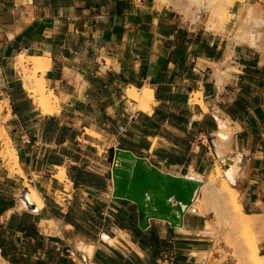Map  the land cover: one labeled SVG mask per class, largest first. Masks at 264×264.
Returning <instances> with one entry per match:
<instances>
[{
    "label": "crops",
    "instance_id": "0c3cea01",
    "mask_svg": "<svg viewBox=\"0 0 264 264\" xmlns=\"http://www.w3.org/2000/svg\"><path fill=\"white\" fill-rule=\"evenodd\" d=\"M21 54L50 60L43 79L55 113L42 114L24 90ZM130 87H151L147 112L130 106ZM197 92L205 110L193 102ZM0 104V129L22 173L0 168V264H211L214 218L197 208L220 163L232 169L241 213L264 216V56L228 45L170 4L0 0ZM217 120L229 132L221 158ZM113 149L200 178L196 207L177 232L156 220L141 230L135 206L111 200ZM26 185L42 202L33 212L15 197ZM257 250L264 255V241Z\"/></svg>",
    "mask_w": 264,
    "mask_h": 264
},
{
    "label": "bare ground",
    "instance_id": "6f19581e",
    "mask_svg": "<svg viewBox=\"0 0 264 264\" xmlns=\"http://www.w3.org/2000/svg\"><path fill=\"white\" fill-rule=\"evenodd\" d=\"M234 1L241 2L242 0H187L188 12L190 13V11H191V13H193L194 16H196V13H198V11H200V10L206 11L208 14H210V16H209L210 19H209L208 23H206L207 25H205L206 26L205 28L213 29V27L215 26L216 23L222 24L228 18L231 17V13L228 11L227 7L232 6L234 4ZM223 3H225V5ZM241 9H242V14H241L242 15V17H241L242 21H240L241 23H239V25L235 28L234 33L229 35L230 40L235 44H245L249 48L250 47L255 48L257 39L260 35L258 29L261 26L264 27V22L262 23L260 18H256V17H258L254 13V10L256 8L253 9L252 5H250V4L244 5ZM234 18H236V17H234ZM249 23L251 24V26H249L250 25ZM16 59H17L16 66H17V70H18V73L20 75V78L22 80V86H23L24 90L28 93V95L31 98H33V100H35L36 107L40 110V112L42 114L55 113L56 103L58 101L57 97L53 94L52 91L48 90L45 87L44 79H43V74H44L45 70H47V68L49 67L50 60L49 59H38L35 57H28V56H24L22 54L18 55L16 57ZM219 83H220V81H219ZM125 95L133 103V108L136 110L147 112V108L149 106L153 105V95H152L151 87H144L141 89L136 88V87H130L127 89ZM199 95H200L199 93L194 94L195 98L193 100L195 102L197 101L196 98ZM197 104L203 110H205V106L202 104L201 100H198ZM0 110H1V105H0ZM217 122H218V131L216 132L217 142L215 143V147H216L217 156L220 157L223 155V152H221V149L224 147V143L228 142L226 140L228 139L229 132L227 129H225L222 126V124L218 120H217ZM89 135L91 137H95V138L98 137V135H96L95 133H92V132H89ZM0 142H1L0 145H2V148L0 150V158H1L0 160L4 163V165L6 166V169H8V171L10 173L22 176V173H21V171L18 167V164H17L16 153H15L14 149L11 147L7 136L3 132V129H0ZM220 147H221V149H220ZM232 168H234V167H232ZM221 173H224L225 179L220 178V187L215 188V187H213V179H215L216 177H220ZM188 175L195 178V179H200L198 176L194 175V173L192 174L191 171L188 173ZM57 177L59 179H62L64 177L62 169H59V173H58ZM231 180H232V169L231 168H229V167L224 168L223 167V170L222 169L220 170V168L215 166L214 167V176L211 175L209 180L207 181V183H208V189L211 191V193H213V194L215 193L221 197H226L232 203V205L235 206V203L236 202L238 203V201H237L238 198H237V194L234 192V190L231 189L230 186L228 185V181H231ZM26 187H27L28 191H27V193L26 192L24 193V198L27 200L28 203L33 204L35 209H40L42 207V202H41L39 195L34 191L33 188L29 187V185H26ZM200 191L202 192L203 189ZM198 194L199 193L197 191V193L193 196L192 203L193 202L195 203L196 201H198L197 200ZM170 203L171 202H168L167 205ZM192 203H191V205H192ZM238 204H236V205L238 206ZM20 206L22 208L24 207L22 204H20ZM194 207H196V206L195 205L193 207L191 206V207L187 208V210L188 211L190 209L193 210ZM238 208H239V206H238ZM151 209L155 212L157 211V210H155L156 209L155 206H151ZM181 209L183 210V207H181ZM161 213L166 218H170L171 215H174L176 218H178V214L176 212L172 211L171 209H165L164 208V209H162ZM118 237H119V235H118ZM102 240L105 243H107L108 245H113L116 241L115 238L111 239L108 237H103ZM90 250H89V252H90ZM257 254L256 253L254 254L252 263L253 264H264L262 262L260 263V258H264V255H262V257L258 258L256 256Z\"/></svg>",
    "mask_w": 264,
    "mask_h": 264
},
{
    "label": "rangeland",
    "instance_id": "374dc122",
    "mask_svg": "<svg viewBox=\"0 0 264 264\" xmlns=\"http://www.w3.org/2000/svg\"><path fill=\"white\" fill-rule=\"evenodd\" d=\"M156 1L163 4H170L175 10H177V12H179L183 16H187L188 20H192L198 25L204 24L205 26L207 25L206 23H208L210 19L209 17L210 14H208L206 11L200 10L198 11V13H196V16H194V14L191 13V11L189 13L187 0H156ZM223 4L225 5V3ZM247 4L252 5L253 9L256 8L254 10L255 15L258 16L256 18H260L261 22L263 23L264 0H242L241 2L234 1L233 5L234 8H236L235 10L236 12L234 15H232V18H228L222 24L216 23L213 29H209V30L214 32H219L228 45L248 47L245 44L233 43L230 40V36H229L230 34L234 33L235 28L239 25V23H241L240 22L242 21L241 8ZM229 7H227L228 11H229ZM249 26H251V24ZM258 31L260 35L257 39L256 46L255 48L254 47H250V48L258 50L260 54L264 56V27L261 26L258 29ZM226 56H229V54H226ZM16 73L20 77L17 70ZM31 99L33 101V98ZM193 102L195 101L193 100ZM130 106L133 107V105ZM1 148L2 145H0V150ZM0 168L2 170H6L9 175L12 174L6 169V166L1 160H0ZM214 183H215V179H213V185ZM21 194H22L21 192L20 193L16 192L15 194L17 203H19V198ZM236 204L238 203L236 202L235 206H233L232 203L226 197H221L211 192L203 193V198L200 200L198 204L199 205L197 208L198 213H205L207 211H211L212 216L214 218L213 223L207 225V228L212 233L210 237L213 240V246L209 254V260L211 264H220V262L223 260L224 261L226 260L228 264H251L253 262L254 254L258 253L257 244L261 241H264V216L244 215L241 213L240 207L238 208L239 204L238 206ZM256 256L258 258L262 257V255L259 254H257ZM263 260L264 258H260V263L261 262L264 263Z\"/></svg>",
    "mask_w": 264,
    "mask_h": 264
},
{
    "label": "water",
    "instance_id": "95a60500",
    "mask_svg": "<svg viewBox=\"0 0 264 264\" xmlns=\"http://www.w3.org/2000/svg\"><path fill=\"white\" fill-rule=\"evenodd\" d=\"M107 161L110 162L106 171L111 186L110 198L117 204L126 201L135 206L138 228L143 230L149 220H156L177 231L184 211L191 205L202 183L187 174L173 176L162 173L144 158L135 157L125 150L113 149ZM219 166L223 170L222 163ZM24 193L19 199L26 211L33 212L35 208L24 198ZM168 202L171 203L167 205ZM151 206H155L157 211H153ZM164 208L176 212L178 218L174 215L164 217L161 213Z\"/></svg>",
    "mask_w": 264,
    "mask_h": 264
},
{
    "label": "built area",
    "instance_id": "2783aa9c",
    "mask_svg": "<svg viewBox=\"0 0 264 264\" xmlns=\"http://www.w3.org/2000/svg\"><path fill=\"white\" fill-rule=\"evenodd\" d=\"M118 132H122V127H118Z\"/></svg>",
    "mask_w": 264,
    "mask_h": 264
}]
</instances>
